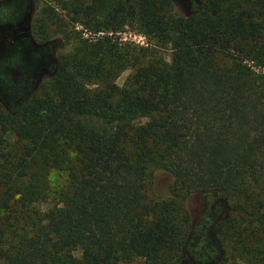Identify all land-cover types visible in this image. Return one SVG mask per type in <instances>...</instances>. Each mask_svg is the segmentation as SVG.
<instances>
[{
	"label": "trees",
	"instance_id": "obj_1",
	"mask_svg": "<svg viewBox=\"0 0 264 264\" xmlns=\"http://www.w3.org/2000/svg\"><path fill=\"white\" fill-rule=\"evenodd\" d=\"M68 1L72 21L102 35L59 57L15 110L0 97V264H173L190 196L236 204L220 228L241 203L261 206L264 0H201L191 13L171 0ZM125 25L151 46L112 41ZM51 169L67 185L36 211ZM159 172L171 182L157 199Z\"/></svg>",
	"mask_w": 264,
	"mask_h": 264
},
{
	"label": "rangeland",
	"instance_id": "obj_2",
	"mask_svg": "<svg viewBox=\"0 0 264 264\" xmlns=\"http://www.w3.org/2000/svg\"><path fill=\"white\" fill-rule=\"evenodd\" d=\"M171 1L181 12L191 13L201 6V0ZM70 9L68 0H0V97L4 107L15 110L35 91L38 81L48 80L59 57L68 55L83 39L102 35L91 34L72 21ZM20 27L22 31L13 34ZM141 31L136 25H125L112 34V41L150 47ZM159 55L167 59L166 51ZM129 73L128 69L120 72L115 83L121 85ZM4 138L11 145L9 132ZM156 175L154 192L157 199L165 198L171 177L161 172ZM66 185V173L51 169L44 197L33 209L43 211L56 205ZM260 197V208L240 204L246 212L235 216L233 229H229L220 227L234 211L232 200L213 192L190 196L184 203L189 229L173 264H264V191ZM117 264L142 263L130 259Z\"/></svg>",
	"mask_w": 264,
	"mask_h": 264
},
{
	"label": "flooded vegetation",
	"instance_id": "obj_3",
	"mask_svg": "<svg viewBox=\"0 0 264 264\" xmlns=\"http://www.w3.org/2000/svg\"><path fill=\"white\" fill-rule=\"evenodd\" d=\"M21 29H22L21 27L18 28L17 31H15L13 34L20 33V31H22ZM20 36H21V35H20Z\"/></svg>",
	"mask_w": 264,
	"mask_h": 264
}]
</instances>
